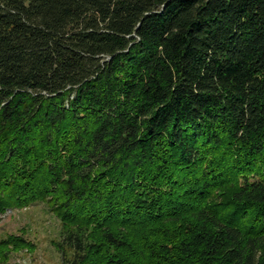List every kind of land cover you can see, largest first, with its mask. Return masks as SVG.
<instances>
[{"label":"trees","instance_id":"obj_1","mask_svg":"<svg viewBox=\"0 0 264 264\" xmlns=\"http://www.w3.org/2000/svg\"><path fill=\"white\" fill-rule=\"evenodd\" d=\"M37 204L63 264H264V0H0V215Z\"/></svg>","mask_w":264,"mask_h":264},{"label":"rangeland","instance_id":"obj_2","mask_svg":"<svg viewBox=\"0 0 264 264\" xmlns=\"http://www.w3.org/2000/svg\"><path fill=\"white\" fill-rule=\"evenodd\" d=\"M25 234L34 245L32 252H18L13 261L19 264H63L58 248L60 224L46 205L37 204L27 209L6 211L0 215V238L9 234ZM66 258L71 252L66 250Z\"/></svg>","mask_w":264,"mask_h":264}]
</instances>
